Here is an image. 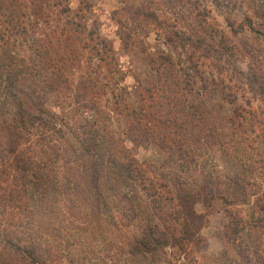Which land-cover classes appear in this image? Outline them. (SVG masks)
<instances>
[{
  "label": "rangeland",
  "instance_id": "1",
  "mask_svg": "<svg viewBox=\"0 0 264 264\" xmlns=\"http://www.w3.org/2000/svg\"><path fill=\"white\" fill-rule=\"evenodd\" d=\"M134 1L151 4L147 3L149 0H58L59 6L71 8V15L80 13V20L89 29L96 30L112 47L107 57L111 60L114 56V62L121 69L119 73L123 79L119 87L109 79L106 64L100 68L97 87L94 88L93 82L90 86H82L90 66L97 67L99 60L95 54L91 55V49H84L78 41L74 44L78 45L76 52L80 58L74 60L73 70L67 73L70 87L55 75L58 86L52 89L45 85L52 74L50 70H40L46 67V59L39 57L36 49L32 50L31 33L15 32L0 39V60L9 64L11 53L12 65L31 69L26 75L32 74L34 69L40 71L33 81L42 87L40 93L47 107L57 114V119L65 113L69 122L58 120L60 125L50 136L41 133L47 130L40 128L39 134L46 137L44 139H40L36 130L33 133L23 130V139L16 140L9 132L0 138V264H32L27 252L18 248L30 244L32 238H37L42 244L41 249L49 254V264L81 261L146 264L145 258L138 256L119 262L114 256L122 240L131 241L132 235L138 232L141 216L154 214L155 210L148 205L151 202L147 193L154 194L157 189L163 195H169L167 191L175 185L168 175L174 174L193 179L198 185L208 179L207 182L223 196L215 197L207 204H196L198 213L203 216L200 234L205 241L196 251L189 249L190 246L167 248L162 254L167 252L169 263L233 264L230 256L233 258L235 251L225 237L233 219H243L240 221L242 238L264 255V0H169V6L155 2L152 7L163 15L158 13L152 21L154 24L146 28L136 25L138 21L132 17L124 19V24L118 20L115 11L121 9L124 2L132 5ZM26 9L31 11V8ZM54 9L52 22L42 24L37 37L44 32L60 33L64 21L59 18V7ZM143 19L150 22L146 17ZM183 35L189 37L192 44L182 43ZM198 40L202 41V48L194 46L199 44ZM169 58L175 64L168 63ZM6 70V66H0L1 73ZM165 79L170 81L171 90L157 92L161 96L152 99L151 89L155 85L164 86ZM33 81L32 76L26 79L28 91L32 89ZM112 89L122 95L132 110L145 108L155 116L154 108H163L170 118L178 114L185 128L164 141L170 147L162 148L153 140L141 142L137 138L139 132L129 130L132 127L129 112L117 111ZM26 91L22 96L26 97ZM95 92L100 93V97ZM6 98V95L0 98L1 123L11 121L16 112L13 104L5 105ZM170 99L176 103L175 108L167 105ZM77 137H102L107 143L103 150L116 148L120 151L118 158L123 161L134 159L136 167L144 170V176H138L135 170L139 178L132 180L138 197L135 200L142 206L139 216L131 210L122 211L121 205L129 207V203H120L110 197L113 193L118 195V191L113 190V184L105 178L102 182L107 184L102 191L110 198L102 213H91L84 200L80 203L81 197L90 194L91 189L85 184L82 194H77L74 189L76 185H83L82 179L88 174L73 155ZM11 140L19 144V150L27 148L31 153L36 141L34 153L39 157H49L57 145L65 149L68 156L61 159L57 167L60 175H67L63 177L64 181L68 177L81 182L76 185L70 182L64 185L63 194L53 195L56 200L59 195L57 201L61 203L62 211L66 208L69 212L59 215L55 213L56 208L52 211L49 208L43 217L32 216V199L29 206H23L26 202L14 189L11 170H6L15 167L13 153L5 150ZM180 141H183V150H179ZM187 167H191L188 172L183 170ZM191 173L193 176H189ZM230 177L245 181L247 196L243 201L230 203L227 200L232 189L225 181H230ZM161 183L165 185L160 186ZM13 197L22 200L21 208L11 205ZM73 205L80 207L74 209ZM258 218L262 221L252 224ZM252 262L257 264L256 255L252 256Z\"/></svg>",
  "mask_w": 264,
  "mask_h": 264
},
{
  "label": "trees",
  "instance_id": "2",
  "mask_svg": "<svg viewBox=\"0 0 264 264\" xmlns=\"http://www.w3.org/2000/svg\"><path fill=\"white\" fill-rule=\"evenodd\" d=\"M155 2H160L159 4L163 5L168 4L169 6V0H149L147 3L151 4L147 5L140 4L137 1H134L132 5L131 2H129L128 5L124 2L123 7L115 11V13L118 14V20L122 24L125 22L124 19L132 17L138 21L136 25L146 28L149 24H154L152 21L156 16H159V14L163 15L162 12L159 13L158 9L152 7L156 4ZM59 4L58 0H0V39L6 38L8 35H12L11 33L15 32L19 34L31 33L32 42L34 43V45H32V50L36 49V54L42 59H46L44 62V64H47L46 67L40 68V70H50L52 74V78L45 82V85L47 87L50 86L52 89L58 86L56 76L60 78V82H66V86L70 87L71 82L68 79L67 73L73 70L72 65L80 58V55L76 52L78 50V45L74 44L75 41H78V43L83 45L84 49H91V55L95 54V58L99 60L97 67L90 66L91 60L90 63L88 62L91 70L86 74L87 78L85 82L83 81L82 86L86 84L90 86L93 82L92 85L94 88L97 87L101 76L100 70H102L100 68L106 64L105 66L109 67H107L109 79L114 82L115 87H119V83L123 79V75L119 73L121 69L118 64L115 63L116 58L114 56H111V60L107 57L109 52H112V47L104 38L98 35L96 30L89 29L85 23L81 21L82 15L80 13L73 16L71 15V8L69 6L64 7L60 5V7ZM26 7L31 8V11L28 12ZM57 7H59V18L64 21L60 33L56 31L50 33L44 32L42 36L37 37L38 33H40L38 28L41 27L42 24L49 25L52 22L53 17L51 13L55 10L54 8ZM145 17L150 22L143 19ZM262 34L264 35V33ZM198 41L199 44H194V46L202 48V41ZM185 42L192 44L191 39L183 35L182 43ZM10 58L11 62H9V64L0 60L3 62L0 63V66H6L7 68L4 73L0 72V96L6 95L5 105L13 104L12 106H15L16 112L11 121L0 122V138L9 132L10 137H16V140L23 139L25 137L22 135L23 130L29 132L32 130V133L36 130L39 134L40 128H45L47 130L41 133L50 136L60 125V120L69 123L66 121L65 113L61 115V119H57V114L47 107L46 100L40 93L42 87L38 86V84L33 81L35 79L34 76H38L40 71L35 72L36 69H34L32 74L26 75L27 71L31 69L17 68L15 65L11 64L13 62L11 53ZM167 61L172 65L175 64L171 58ZM31 76L33 81L32 89L28 91L29 89L25 88L26 79L31 78ZM165 82L166 84L164 86L155 85L154 88L151 89L152 99L157 98V96L160 97V93L166 92L167 89L169 91L171 90V83L168 84L170 81L165 79ZM25 90H27L26 97L22 96ZM111 91L115 103L117 104V111L124 112L127 110V112H129V124L132 126L129 130L132 132H139L137 138L141 142L153 140L162 148L170 147V145H165L164 141H168L170 135L180 133V129L185 128L183 122H180L178 114H174L170 118V115L164 112L165 109L160 107L154 108L157 113L155 116L145 111V108L139 111L136 109L132 110L131 107L125 103L121 94H118L114 89ZM157 92L160 93L158 94ZM95 93L97 97H100V93ZM167 105L175 108L176 103L170 99L167 101ZM153 106L155 107V105H152V107ZM109 116L111 117L110 114ZM184 134H186V132ZM43 137L44 136L40 135V139L46 138ZM76 139L77 144L74 145L73 155L77 160H80L81 163L79 164L83 165V171L88 173L85 174V172H83L86 179H82V182H76L75 180L77 179L72 181L68 179V177L64 181L63 177L67 175H60V168H57L59 166L58 163L61 159L68 156L64 152L65 149H63L62 146H55V149L50 151L49 157H39L37 153H34L35 148H37L36 141L34 145H32V153L30 152L31 149L27 148L19 150L20 146L15 140H11L8 143L5 150H9V152L13 153L15 167L14 169L12 167L9 169L6 168V170H11L10 174L15 181L13 184L15 187L14 189L21 194V197L26 202V205L24 204L23 206H29L28 204L32 199V216L38 214L43 217V214L45 215V212L47 209L49 210V208H51V211L56 208L55 213L59 215L69 212L66 208H63L62 211L61 203L57 201L59 195L56 200L53 193L63 194L65 191V188H63L64 185L70 182L76 185L81 182L83 185L81 187L76 185L74 189H76L77 194H82L85 190V185L91 189L90 194L87 193L86 196L80 199V203L82 202L81 200H84V205L87 204L86 208L90 210L91 213L96 211H98L99 214L102 213L103 208L108 205L107 201L109 198L113 197L116 200L118 199L120 203H129V207L125 205L122 207L121 205L123 212H125V210H131L130 212L139 216V211H142V206L135 200L138 197L136 194L137 191L135 190L136 188L132 185V180H137L136 178H139L138 176L140 175L144 176V170L136 167L134 159L127 158V160L123 161L118 158L120 151L116 148L103 150L107 147V143L102 137L91 139L90 137H77ZM41 147L45 148L44 146ZM47 147L53 148L49 145ZM183 147L182 141L181 145H179V150H183ZM40 151L42 152V150ZM70 157L71 156H69V158ZM4 165L6 166L5 163ZM135 170H137L138 176ZM183 170L188 172L191 170V167H187ZM17 172H20V174H17ZM168 176H170L169 180L175 185L174 189L167 191L169 195H163L157 189L154 194L147 193V197L151 202V204L148 205H151L155 212H153V215L149 214L146 217L141 216L140 229L137 233L132 235L133 239L127 241L125 238L122 240V243L118 245L116 255L114 256L118 262L123 258L127 259V257L132 258L138 256L145 258L146 264H173L167 261V252L164 255L162 254L167 248L186 249L190 246L191 248L189 249L196 251V249L198 250V248H200V244L204 243L205 240H203L200 234L203 226V216L198 213L196 204L199 202L207 204L209 203L208 201L215 197L222 198L223 193L218 194V191L212 186V183L207 182L208 179H204V182L198 185V183L194 184L193 179L189 180L184 178L181 174ZM189 176H193V173ZM103 178L109 180V183L113 184H109V186H113L112 189L118 191V195L113 193L109 198H106L109 194H106L104 190L102 191V187H105L107 184V182H102ZM222 182L224 181H220V183ZM243 182L245 181L238 177H230V181L229 179L225 181L232 189L229 191L230 198L227 199L230 203H237L246 198V187ZM163 185L165 184H160V186ZM11 200V205H13L14 208H21L22 205H20V202H22V200L18 199L17 201L16 197H13ZM87 200H90V202L88 203ZM224 200H226V198ZM141 201H143V199ZM148 205L144 208V212H146ZM73 206L74 209L80 207ZM135 215L133 216L135 217ZM240 221H243V219H233L225 233L228 243L235 251V255L232 253L233 258L230 256V261H233V264H255L252 262V256L256 255V263L264 264V255L255 249L251 243L246 242L242 238ZM259 221L262 220L259 218L255 219L252 224H257ZM244 228L245 227H243V229ZM41 246L42 244L37 238H32L30 244L19 245L18 248H22L23 251L27 252L32 264H49L51 258L48 257V253H45L41 249ZM227 251L231 254V250L229 251V249H227ZM171 255L173 257V254ZM75 264L93 263L81 261Z\"/></svg>",
  "mask_w": 264,
  "mask_h": 264
}]
</instances>
